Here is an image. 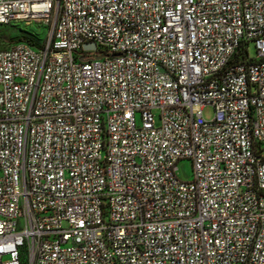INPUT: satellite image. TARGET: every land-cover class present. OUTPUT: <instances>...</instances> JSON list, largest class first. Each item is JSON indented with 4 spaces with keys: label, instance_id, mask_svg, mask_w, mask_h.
<instances>
[{
    "label": "built area",
    "instance_id": "2783aa9c",
    "mask_svg": "<svg viewBox=\"0 0 264 264\" xmlns=\"http://www.w3.org/2000/svg\"><path fill=\"white\" fill-rule=\"evenodd\" d=\"M20 23L0 264H264V0H0Z\"/></svg>",
    "mask_w": 264,
    "mask_h": 264
},
{
    "label": "rangeland",
    "instance_id": "374dc122",
    "mask_svg": "<svg viewBox=\"0 0 264 264\" xmlns=\"http://www.w3.org/2000/svg\"><path fill=\"white\" fill-rule=\"evenodd\" d=\"M48 29L45 25L38 23H20L10 26H0V50L7 48L12 43L21 38L30 39L40 47L46 42ZM256 49L253 43L249 46V55L252 58L256 57ZM1 90V88H0ZM202 115L205 119H211L214 116V111L211 106H206L203 109ZM159 125V118L156 120ZM192 165L190 161H182L178 165L177 176L184 181L192 179Z\"/></svg>",
    "mask_w": 264,
    "mask_h": 264
},
{
    "label": "trees",
    "instance_id": "16d2710c",
    "mask_svg": "<svg viewBox=\"0 0 264 264\" xmlns=\"http://www.w3.org/2000/svg\"><path fill=\"white\" fill-rule=\"evenodd\" d=\"M0 26H10V25H0ZM19 41H26V42H28L29 44H31V45H33V46H35V47H40L39 45H37L35 42H33V41L30 40V39L21 38V39L17 40L16 42H19ZM16 42H14V43H16ZM14 43H12V44H14ZM9 46H10V45H9Z\"/></svg>",
    "mask_w": 264,
    "mask_h": 264
},
{
    "label": "water",
    "instance_id": "95a60500",
    "mask_svg": "<svg viewBox=\"0 0 264 264\" xmlns=\"http://www.w3.org/2000/svg\"><path fill=\"white\" fill-rule=\"evenodd\" d=\"M95 47H96L95 44H90V45L85 46V49H87V48L95 49Z\"/></svg>",
    "mask_w": 264,
    "mask_h": 264
}]
</instances>
